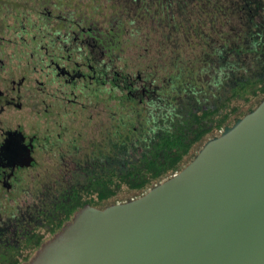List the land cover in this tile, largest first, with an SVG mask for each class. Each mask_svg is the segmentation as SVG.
Masks as SVG:
<instances>
[{
	"label": "trees",
	"instance_id": "1",
	"mask_svg": "<svg viewBox=\"0 0 264 264\" xmlns=\"http://www.w3.org/2000/svg\"><path fill=\"white\" fill-rule=\"evenodd\" d=\"M107 3L114 17L106 44L119 58L121 47L131 49L137 73L114 75L109 123L88 152L75 154L69 177L46 169L45 197L32 204L41 223L14 243L0 229V264L27 262L86 204L104 209L141 197L264 100V0Z\"/></svg>",
	"mask_w": 264,
	"mask_h": 264
},
{
	"label": "water",
	"instance_id": "2",
	"mask_svg": "<svg viewBox=\"0 0 264 264\" xmlns=\"http://www.w3.org/2000/svg\"><path fill=\"white\" fill-rule=\"evenodd\" d=\"M23 264H264V100L141 197L84 205Z\"/></svg>",
	"mask_w": 264,
	"mask_h": 264
},
{
	"label": "flooded vegetation",
	"instance_id": "3",
	"mask_svg": "<svg viewBox=\"0 0 264 264\" xmlns=\"http://www.w3.org/2000/svg\"><path fill=\"white\" fill-rule=\"evenodd\" d=\"M56 6L55 14L50 5L25 13V4L0 0V229L10 230L6 239L13 243L41 223L39 205L32 204L45 197L46 169L69 177L75 154L88 152L104 133L99 120L91 125L92 108L118 102L113 80L122 71L106 32L100 35L87 15L79 20L70 8L64 14L61 0ZM30 15L38 22L27 23ZM30 203L33 211L9 218Z\"/></svg>",
	"mask_w": 264,
	"mask_h": 264
},
{
	"label": "rangeland",
	"instance_id": "4",
	"mask_svg": "<svg viewBox=\"0 0 264 264\" xmlns=\"http://www.w3.org/2000/svg\"><path fill=\"white\" fill-rule=\"evenodd\" d=\"M11 2H15L18 4H25L26 12L21 10V9H16L14 13H20L23 16V12L29 13L30 9H35L38 12L43 10L47 5H50V12L51 13H57V9H55L56 4L60 0H10ZM62 4L64 7L61 8L62 12L64 14H67L68 9L70 8L72 11H74L77 15H79L77 18L79 20H83L81 18H84L85 15H87L89 18H93V20L90 22L91 24L94 23L95 30L97 29L101 33L106 32L108 35L111 31V27H109L110 20L112 17H114V12L113 10L109 7L107 1L108 0H61ZM68 5V8H65V6ZM43 8V9H42ZM58 10L59 14L60 11ZM91 16H89V14ZM43 17V16H41ZM87 19V18H86ZM29 20V21H28ZM27 23L28 22H38V19L36 18L35 15H30L28 17ZM43 20H45L43 18ZM112 33V32H111ZM120 51V58L118 61L115 63V66L119 69V71H122L124 73L130 74V75H135L137 73V68H138V63L139 60L135 53L131 49L124 50L123 47H121ZM136 56V57H135ZM105 98H102V100ZM114 106V102H112L108 107L112 108ZM103 105V102H99L98 105H95L94 108H92L91 111V118H93L91 125L94 126V123L99 120V125L102 129L108 125V111L105 110ZM244 110L248 109L247 106L243 108ZM96 118V119H95ZM30 201V200H27ZM23 203V202H21ZM20 203V204H21ZM25 230L23 229L22 232H19V235H21V238L24 236ZM47 241V240H46ZM45 241V242H46ZM35 254H31L30 256L32 257ZM25 263V262H23ZM22 263V264H23Z\"/></svg>",
	"mask_w": 264,
	"mask_h": 264
}]
</instances>
